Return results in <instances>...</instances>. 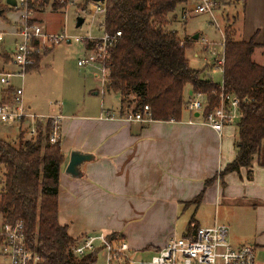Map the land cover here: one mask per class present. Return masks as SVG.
<instances>
[{"label": "trees", "instance_id": "obj_1", "mask_svg": "<svg viewBox=\"0 0 264 264\" xmlns=\"http://www.w3.org/2000/svg\"><path fill=\"white\" fill-rule=\"evenodd\" d=\"M188 1H105L106 10L100 29L113 41L106 62L105 91L120 96V113L123 116L130 110L143 113L144 107H148L153 122H180L192 95L201 94L206 102L201 121L219 105L222 89L225 94L237 97L241 118L236 124V158L219 176L205 183L206 189L218 178L222 182L232 172L251 169L255 158L264 167L261 154L264 144V65L253 59L255 51L264 46L256 43V35L249 41L238 40L230 29L226 30L224 64L221 67L223 84L214 83L204 70L190 67L187 51L192 39L181 38L177 31L169 28L178 20L175 15L177 7ZM86 2L87 5L91 3L89 0ZM67 3L69 0H64L63 4L56 0H35L29 1L28 7L36 13L47 6L58 10L66 7ZM17 7L6 5L9 11ZM5 10L0 8V16L4 17ZM81 10L86 11V6ZM117 32L121 37L115 38ZM93 46L89 42L87 49ZM3 51L7 63L11 60L10 55ZM3 51L0 49V55ZM186 87H191L189 96L185 95ZM0 95L4 100L11 99L13 88L2 90ZM17 127L14 139H4L0 133V216L3 222L9 225L23 223L25 242L41 257L43 264H97L103 247L85 256H77L74 249L84 236L72 238L68 228L58 222L64 154L61 140L50 142L52 122L38 123L34 138L27 135L26 123ZM203 194L190 204L199 206ZM199 228L191 219L188 223L190 232L185 237L192 236ZM106 238L110 242L125 241L118 233Z\"/></svg>", "mask_w": 264, "mask_h": 264}, {"label": "crops", "instance_id": "obj_2", "mask_svg": "<svg viewBox=\"0 0 264 264\" xmlns=\"http://www.w3.org/2000/svg\"><path fill=\"white\" fill-rule=\"evenodd\" d=\"M213 2L224 8L242 6L241 16L239 12L236 15L241 22L236 29L239 40L249 41L256 35V43L264 46V0ZM17 20H9L16 24L10 32L17 27ZM86 50L89 53L87 45ZM253 59L264 65V47L255 51ZM6 67L7 70L0 72L18 71L12 59ZM14 79L19 80L13 78L12 88L16 87ZM191 93V87H186L185 95ZM104 111V108L88 109L81 114L60 115L64 162L60 173L58 222L68 228L72 238L118 233L133 252H157L176 236V221L183 208L188 212L223 202L229 205L237 201L264 202V167L257 158L251 169L232 172L222 182L218 178L205 189V183L219 176L236 158L238 136L232 127H225L219 136L195 114L187 111L185 116L186 110L180 122L149 123L127 122L120 110L108 111L104 117ZM110 115L113 119H107ZM73 152L91 156L81 166L79 178L66 173ZM202 192L200 205H191Z\"/></svg>", "mask_w": 264, "mask_h": 264}, {"label": "rangeland", "instance_id": "obj_3", "mask_svg": "<svg viewBox=\"0 0 264 264\" xmlns=\"http://www.w3.org/2000/svg\"><path fill=\"white\" fill-rule=\"evenodd\" d=\"M7 0H0V8L6 12L0 16V32H10L16 23L20 22L21 10L18 6L13 14L6 8ZM18 2V0H17ZM201 0H189L187 4L177 7L175 15L178 20L169 28L177 31L179 37H192L198 35V40L190 41V50L187 57L192 69L205 71L206 75L216 84H223L222 69L216 68V63L224 56V34L230 29L235 38L239 40L240 35L237 28H240V18L237 12L242 13V6L231 5L228 7L214 6L212 15L208 13H196L195 9ZM86 6V11L82 7ZM92 3L87 5L86 0H69L66 7L54 10L47 6L40 12H34L30 21L39 23L48 34L59 35L64 32L68 36L83 38L88 34L95 38H102L104 31L100 29L103 17L92 19ZM186 13V19L183 14ZM7 17L10 18L7 20ZM85 19L83 25L77 28V19ZM238 34V35H237ZM12 38L5 35V41L0 43V49L5 52L12 49ZM206 41V44L203 43ZM13 41V40H12ZM86 43L75 41L58 42L46 49L41 57L38 68H31L27 71L24 81H13L16 87H23L24 102L33 112L42 116H57L67 112L81 114L89 110L104 108L105 116L108 111L120 110V96L115 93H107L102 82V71L99 67L87 66L81 68L78 61L88 55ZM87 53V54H86ZM4 51L0 55V71L7 70ZM215 65V66H214ZM5 90V89H3ZM131 100V99H130ZM127 112L126 114L130 113ZM187 115V111L184 113ZM125 115L122 117L124 118ZM113 118L110 115V119ZM116 120L120 117H114ZM238 136L236 125H229ZM17 125H7L0 128L1 136L4 139H14L18 133ZM262 160L264 162V144L262 147ZM1 175V173H0ZM1 190V185H0ZM258 202V201H257ZM261 202V201H260ZM196 206V205H195ZM181 209L176 221L175 237L184 238L188 231V223L194 219L197 225L210 227L214 225H225L229 229V242L234 247L243 245L252 246L256 249L257 263L264 264V202L255 204L252 200L237 201L234 205L223 202L212 208H205L198 211V207L186 212ZM0 216V225L3 224ZM127 243V241H125ZM128 244V243H127ZM136 264H148L150 258L156 251H143L141 253L126 252ZM116 261L114 264H121ZM97 264L105 263V253L99 257Z\"/></svg>", "mask_w": 264, "mask_h": 264}, {"label": "built area", "instance_id": "obj_4", "mask_svg": "<svg viewBox=\"0 0 264 264\" xmlns=\"http://www.w3.org/2000/svg\"><path fill=\"white\" fill-rule=\"evenodd\" d=\"M29 1L35 2V0H18L17 5L20 6L21 19L14 31L0 32V43L5 41V35H9L14 41L11 45L12 49L8 50L7 53L18 67L16 73L0 72L2 90L12 87L13 78L24 81L27 71L39 64L46 49H51L56 43L64 41L70 43L75 41L87 45L91 42L94 45L90 50L88 49V55L78 61V66L81 68L87 66L101 68L102 82L105 86L107 81L106 62L113 42L110 37L105 33L102 38H95L89 34L83 38L72 37L65 32L59 35L48 34L39 23L30 21L34 12L28 7ZM56 1L60 4L64 3V0ZM214 6L213 0H201L195 12L208 13L213 16L212 9ZM92 7V13L89 14L92 19L105 15V2L92 4ZM186 16L184 13L183 19H186ZM119 37H121V33L117 32L115 38ZM203 43L206 44V41L203 40ZM223 64L224 56L216 63V68H221ZM205 103L203 95H192L187 102L186 110L192 115L199 113L201 118ZM239 107V99L234 95L225 94L222 89L219 105L202 123L222 136L226 126L236 125L239 122L241 118ZM149 112V108L144 107L143 113L131 111L125 115L123 120L149 123L152 122ZM107 119H110V116ZM47 120L52 122L50 142L55 143L61 140L63 117L60 115L46 117L30 111L24 102L23 87L13 88V96L9 100H4L0 95V127L26 123L28 125L27 135L34 138L37 135V124ZM100 246L103 247L106 264H114L116 261L122 262L121 264H136L126 253L130 251V248L125 241L110 242L104 234L84 236L75 247L74 253L77 256H85ZM256 253V249L252 246L234 247L231 245L228 227L216 224L207 228H199L190 237H172L165 247L159 249L150 258L148 264H261L257 263ZM0 264H43L41 257L27 246L22 222H17L14 225L5 223L0 225Z\"/></svg>", "mask_w": 264, "mask_h": 264}, {"label": "water", "instance_id": "obj_5", "mask_svg": "<svg viewBox=\"0 0 264 264\" xmlns=\"http://www.w3.org/2000/svg\"><path fill=\"white\" fill-rule=\"evenodd\" d=\"M89 1L93 4H99V3H104L106 0H89ZM6 4L11 7H17V0H7ZM84 21L85 19L79 17L77 19L76 27L80 28L83 25ZM198 38L199 36L196 35L193 37V40H198ZM195 115L196 117H199V113H196ZM90 159H91V156L89 155L82 154L79 152H73L71 154L70 161L66 169V173L73 178L81 177L80 168L81 166H83V164L90 161Z\"/></svg>", "mask_w": 264, "mask_h": 264}]
</instances>
